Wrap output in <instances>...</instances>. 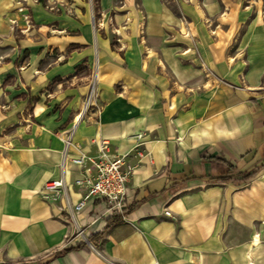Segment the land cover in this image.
Wrapping results in <instances>:
<instances>
[{
  "label": "crops",
  "instance_id": "crops-1",
  "mask_svg": "<svg viewBox=\"0 0 264 264\" xmlns=\"http://www.w3.org/2000/svg\"><path fill=\"white\" fill-rule=\"evenodd\" d=\"M19 2L0 0V61H5L0 105L9 108L7 129L13 130L0 141V250L14 249L21 264H264V195L224 193L220 185H231L222 182L231 178L228 168L205 160H223L238 173L264 166V4L250 19L224 0L183 7L192 45L171 36L183 27L160 0H139L146 23L143 42L138 34L130 36L123 53L113 51L111 43V52L96 46L105 78L114 82L101 88L104 111L82 121L66 148L62 133H55L63 122L48 109L41 114L48 133L35 131L30 140L24 126L19 128L26 95L75 76L78 65H88L96 51L86 46L68 53L81 45L71 35L78 25L68 17L53 21L59 24L53 36L44 27L36 40H16L9 21H19ZM229 44L236 50H227ZM22 54L31 55L38 75L24 73L8 84L18 76L11 66ZM74 91L69 107L77 103ZM101 140L108 144L107 156L127 157L132 212L107 231L109 219L98 220L87 232V239L103 233L94 252L55 259L86 243L74 238V226L58 201L45 203L42 188L62 177L65 155L99 157ZM65 171L70 183L79 168L66 163ZM207 182L222 193L207 195ZM93 215L87 211L78 222ZM255 236L262 244L251 252Z\"/></svg>",
  "mask_w": 264,
  "mask_h": 264
},
{
  "label": "rangeland",
  "instance_id": "rangeland-1",
  "mask_svg": "<svg viewBox=\"0 0 264 264\" xmlns=\"http://www.w3.org/2000/svg\"><path fill=\"white\" fill-rule=\"evenodd\" d=\"M20 2L17 5V13L20 9H24V14L30 16V28L26 34H22L21 30L27 29V26H24L21 19V14H19V21L13 20L9 21L11 26L10 32L16 38V40L21 39H30L36 40L42 34L41 29L47 27L48 30L47 36H53L56 34L59 28V24L53 23L57 20V17H68L74 23L78 25V31L73 32L71 35L75 40L80 42L81 45H73L72 48H69V52L77 49L78 52L86 49V46L92 47L96 51L95 57H92V60L86 65L83 62L78 65L75 70L76 75L71 78L62 79L57 82H50L42 89L36 90L34 92L28 91L26 95L29 99L27 108H25L23 117L19 118L20 123L18 124L19 128L24 126L25 132L30 136V140H34V132H46L48 133V128L44 126L41 122V114L48 109L47 114L55 115L56 119L62 120V127L60 131L55 132L56 134L61 132L63 139L66 140L71 138L74 133L75 119L77 115H83L82 121L87 117L92 115H98L104 111V103L101 96V88L105 86L101 84L97 78V64L99 57L97 55L98 48L96 47V38L98 37L99 41L109 40L111 43L112 50L115 52H125L127 46L126 41L130 40V36L137 35L140 37L141 43L145 37V16L144 12L140 7L139 0H106L109 1L110 5L107 6L104 4L103 0H19ZM163 6H165L169 11L181 22L183 29H177V32L171 33V36L175 34L179 40L185 42H190L193 45V37L191 32H189V20L183 16L182 8L203 6V0H160ZM228 5V8H232L235 5L238 6L239 10L246 14L247 18L250 19L254 15V8L260 11L263 7L264 0H224ZM224 5V4H223ZM224 7V6H223ZM252 14V15H251ZM227 19V18H226ZM16 22V23H15ZM86 22V26L83 23ZM107 24L108 29H103L100 25ZM49 25V26H48ZM81 27H84L81 29ZM213 29V28H212ZM208 34L212 35L211 29H206ZM205 36L208 39V42H212L211 38L207 36L206 31ZM182 37V39L180 38ZM90 42H88V41ZM235 44V43H234ZM227 46V50L234 51L235 47L231 48ZM70 54V53H69ZM30 54H22L20 59L14 60L11 68L15 71L18 76L15 79H9L8 84L14 83V81H19L21 75L24 73L30 72L29 75L35 76L38 75L35 69L31 67L32 59ZM57 54L53 53L51 61L54 60ZM57 62H60L57 58ZM47 62H50L49 60ZM87 63V62H86ZM5 65L4 57L1 58L0 66ZM46 65L40 66L41 69H46ZM88 66V67H86ZM105 70L101 66V71ZM19 78V80H18ZM88 82H87V81ZM87 86V93L81 94L79 89L84 85ZM72 90H76L75 99L77 103H74L71 107L69 94ZM117 91H121L122 87L117 86ZM91 96V100H90ZM87 104L89 106L86 108ZM41 107L42 111H40ZM85 109V112H84ZM170 109V108H169ZM6 104L0 105V141L6 140V135H10L13 130L7 129L8 121L10 120V115L7 114ZM37 111V115L35 112ZM40 112V113H39ZM84 113V114H83ZM44 128L47 130L44 131ZM179 141V140H178ZM32 143V142H31ZM208 158H210L208 156ZM208 158H205L207 160ZM264 166L256 167L252 172H256L257 175L253 181L249 184L242 183V180L245 178V175L249 173H238L237 171L232 175L233 179L236 181L229 186L220 185L224 189V193H236V194H247V191H251L249 194L261 198L264 195ZM251 172V173H252ZM223 184H227V181L223 180ZM185 189V188H184ZM216 189V190H215ZM176 190V188L174 189ZM222 193L221 190H218V187H214L212 184L207 182L206 185V194L213 196L216 193ZM42 197V195H41ZM42 199L45 203L50 204L51 200ZM208 206V203H206ZM75 234V233H74ZM74 238L83 240L80 236L75 235ZM93 248L95 246L92 245ZM90 247L89 250L94 252V249ZM16 254V251L12 248L0 250V264H21L22 260L20 256ZM10 260H13L12 262Z\"/></svg>",
  "mask_w": 264,
  "mask_h": 264
},
{
  "label": "built area",
  "instance_id": "built-area-1",
  "mask_svg": "<svg viewBox=\"0 0 264 264\" xmlns=\"http://www.w3.org/2000/svg\"><path fill=\"white\" fill-rule=\"evenodd\" d=\"M19 14H21L24 26H27V29L21 30V33L26 34L31 25L30 16L24 14L23 8L19 10ZM88 106L89 104L85 109ZM71 143V138L66 139V148H69ZM106 147H108L107 142L101 140L97 147L100 155L96 159L72 158L65 155L62 177L46 183L42 188V197L53 203L59 202L61 213L70 218L74 226V235L83 238L89 248L92 244L87 239V232L95 226L98 220L113 217H121L125 220V214L130 209L132 170L126 164L127 157L107 156ZM66 163L79 168L77 177L73 178L70 183L66 179L68 177L65 171ZM92 210L94 219H85L84 224H80L78 216Z\"/></svg>",
  "mask_w": 264,
  "mask_h": 264
},
{
  "label": "trees",
  "instance_id": "trees-1",
  "mask_svg": "<svg viewBox=\"0 0 264 264\" xmlns=\"http://www.w3.org/2000/svg\"><path fill=\"white\" fill-rule=\"evenodd\" d=\"M207 162H214L216 164H219V165H224L228 168V172H229V175L231 176V178H225L227 182H234L233 179H232V175L237 171L233 166L229 165L228 163H226L225 161L223 160H220V159H216V158H208L206 160ZM257 173L254 172L252 174H248V175H245V178L242 180V183H245V184H249L251 181H253L256 177ZM132 212V208H130L125 216L127 217L128 215H130V213ZM124 220L123 218L121 217H113L111 219H109L107 221V227L105 229V231L111 229L112 227H115V226H119L121 224H123ZM103 237V233H100V234H96V235H93L91 236L88 241L89 243H91L93 246H96L100 240L102 239ZM76 251H82V252H85L87 254L90 253V250L88 248V246L86 244H80L79 246L75 247V248H69V249H65L64 251L60 252V253H57L55 255V259H58L60 257H64V256H68L70 255L71 253L73 252H76Z\"/></svg>",
  "mask_w": 264,
  "mask_h": 264
},
{
  "label": "bare ground",
  "instance_id": "bare-ground-1",
  "mask_svg": "<svg viewBox=\"0 0 264 264\" xmlns=\"http://www.w3.org/2000/svg\"><path fill=\"white\" fill-rule=\"evenodd\" d=\"M100 27H102L103 29H108L107 24L100 25ZM53 42L54 43H59L60 41H59V39H55ZM96 45H97L98 48L105 49L108 52H111L110 51V41L109 40L99 41V39L97 37L96 38ZM112 56H114V55H112ZM97 78H98V80L100 81L101 84L103 83L105 85H107V84L111 85L114 82V77H112V76H109L108 78H105V72H104V70L101 71V63L99 61H98V64H97ZM147 108H150V107H147ZM84 111H85V109H84ZM82 119H83V115H77V117L75 119L74 130H76L78 125L82 122ZM62 162H63L62 165H64L65 158H63ZM47 213H49L48 209H47ZM6 238L7 237L5 235L2 236V242H5L7 240ZM261 244H262V241L260 239V236H255V238L253 240L251 252H254L255 250L259 249ZM94 251H95V249H94ZM251 252L248 254V257H249L250 260H252V253Z\"/></svg>",
  "mask_w": 264,
  "mask_h": 264
}]
</instances>
